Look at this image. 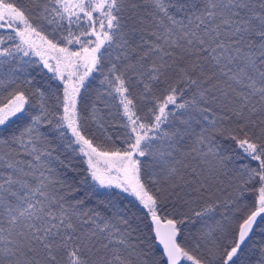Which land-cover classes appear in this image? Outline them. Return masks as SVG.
Here are the masks:
<instances>
[{"label": "snow or ice", "instance_id": "6c2138e0", "mask_svg": "<svg viewBox=\"0 0 264 264\" xmlns=\"http://www.w3.org/2000/svg\"><path fill=\"white\" fill-rule=\"evenodd\" d=\"M0 264H264V0H0Z\"/></svg>", "mask_w": 264, "mask_h": 264}, {"label": "trees", "instance_id": "16d2710c", "mask_svg": "<svg viewBox=\"0 0 264 264\" xmlns=\"http://www.w3.org/2000/svg\"><path fill=\"white\" fill-rule=\"evenodd\" d=\"M35 75V73H33ZM42 75V74H41ZM39 78V77H38ZM98 84V79L95 80V81H92L91 84H90V87L91 88H95V86ZM74 164L78 165L79 166V161H73ZM95 199V198H93Z\"/></svg>", "mask_w": 264, "mask_h": 264}]
</instances>
